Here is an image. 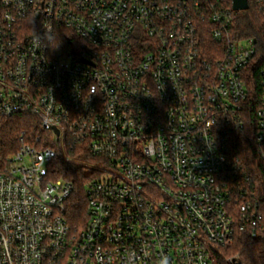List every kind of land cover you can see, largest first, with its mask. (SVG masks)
I'll use <instances>...</instances> for the list:
<instances>
[{"label":"built area","instance_id":"obj_1","mask_svg":"<svg viewBox=\"0 0 264 264\" xmlns=\"http://www.w3.org/2000/svg\"><path fill=\"white\" fill-rule=\"evenodd\" d=\"M232 11L0 0V128L27 113L40 130L0 138V264H215L214 247L257 235L229 156L243 133L264 162V43L239 38ZM59 155L101 167L78 226L72 182L50 176Z\"/></svg>","mask_w":264,"mask_h":264},{"label":"trees","instance_id":"obj_2","mask_svg":"<svg viewBox=\"0 0 264 264\" xmlns=\"http://www.w3.org/2000/svg\"><path fill=\"white\" fill-rule=\"evenodd\" d=\"M224 2L232 11V0H224ZM248 2L247 10L232 11L235 16L233 30L239 38L254 37L257 42L264 43V9H258L251 0ZM262 52H264V44H262ZM22 131L28 136L40 134L32 115L22 113L8 117L0 128V138L5 141ZM233 150L229 160L235 165L234 175L240 179L241 186L238 187L246 192L248 197L260 203L262 220L255 237H252L248 231L237 232L231 246L214 247L215 264H235L236 261H240L241 264H264V162L258 156L255 145L243 133L235 139ZM79 157L78 160L80 159L81 162H87L76 164L59 155L50 169L52 179L72 182V192L65 201V214L70 224L77 226L83 224L85 220L84 185L90 176L86 171L87 165H92L94 162L93 158Z\"/></svg>","mask_w":264,"mask_h":264},{"label":"water","instance_id":"obj_3","mask_svg":"<svg viewBox=\"0 0 264 264\" xmlns=\"http://www.w3.org/2000/svg\"><path fill=\"white\" fill-rule=\"evenodd\" d=\"M248 1L247 0H232V9L234 11H243L248 9ZM56 135H58V131L55 130ZM235 264H241L240 261H236Z\"/></svg>","mask_w":264,"mask_h":264},{"label":"rangeland","instance_id":"obj_4","mask_svg":"<svg viewBox=\"0 0 264 264\" xmlns=\"http://www.w3.org/2000/svg\"><path fill=\"white\" fill-rule=\"evenodd\" d=\"M72 159V158H70ZM72 162L76 163V164H83V162H81L80 160H77V159H72ZM87 168L88 170H91V169H100L101 167L98 166V165H87ZM229 260H233V259H229Z\"/></svg>","mask_w":264,"mask_h":264},{"label":"clouds","instance_id":"obj_5","mask_svg":"<svg viewBox=\"0 0 264 264\" xmlns=\"http://www.w3.org/2000/svg\"><path fill=\"white\" fill-rule=\"evenodd\" d=\"M31 23H34V19L31 21ZM49 32H52L54 33L52 30H50L49 28L45 27V33H49ZM60 45H57V49L59 48ZM56 49V50H57ZM160 264H168V261H167V257H163L160 261Z\"/></svg>","mask_w":264,"mask_h":264}]
</instances>
